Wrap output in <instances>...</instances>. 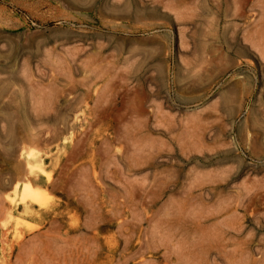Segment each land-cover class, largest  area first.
Wrapping results in <instances>:
<instances>
[{"label":"rangeland","instance_id":"374dc122","mask_svg":"<svg viewBox=\"0 0 264 264\" xmlns=\"http://www.w3.org/2000/svg\"><path fill=\"white\" fill-rule=\"evenodd\" d=\"M236 1L0 0V264H264V0Z\"/></svg>","mask_w":264,"mask_h":264},{"label":"bare ground","instance_id":"6f19581e","mask_svg":"<svg viewBox=\"0 0 264 264\" xmlns=\"http://www.w3.org/2000/svg\"><path fill=\"white\" fill-rule=\"evenodd\" d=\"M247 0H237L236 3H245ZM263 23V22H262ZM264 24V23H263ZM263 30V29H262ZM263 32V31H262ZM24 194H25V197H29V196H32V190L29 186L25 187L24 188Z\"/></svg>","mask_w":264,"mask_h":264}]
</instances>
